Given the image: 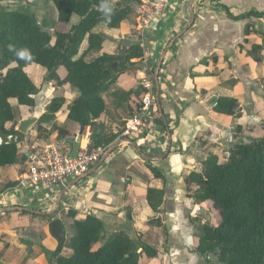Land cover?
<instances>
[{
	"label": "crops",
	"instance_id": "obj_1",
	"mask_svg": "<svg viewBox=\"0 0 264 264\" xmlns=\"http://www.w3.org/2000/svg\"><path fill=\"white\" fill-rule=\"evenodd\" d=\"M26 1L29 5L33 4V0ZM121 1H114L115 5H119V10L123 8ZM12 2L2 0L0 4L6 6ZM136 2H129L134 11L120 28L111 29L101 23L93 30L94 34H102L106 38L101 54H120L125 50V40L139 41L137 10L141 3ZM192 2V25L190 0H172L164 15L144 32V57L133 60L135 66L122 74L111 89L102 95L106 109L95 122L101 124L109 134L120 132L117 141L120 145L95 172L64 194L60 210L52 220L60 219L63 223L65 241L66 220L73 219L67 216V212L75 210L79 219L87 216L99 219L104 225L106 239L126 229L134 236L133 239L154 246L158 256L148 264H200L203 260L196 252V245L203 225L205 222L208 224L211 218L206 206L197 204L190 193L191 189L198 186L191 185L189 188L186 179L193 172L203 173L204 163L212 155L222 160V151H227L231 143L235 142V137L241 136L236 134L238 127L242 128L240 131L243 132L244 142L264 135V37L245 35L249 24L259 34H264V20L231 18L251 11L264 13V0ZM56 13L54 21L58 19L57 9ZM80 20L78 15H73L69 23H59L57 30L69 32ZM247 39L249 43H246ZM172 40L175 41L172 43ZM258 45L263 46L259 52L261 63H257L252 56V48ZM87 48L88 38L79 55ZM161 60V111L156 105L150 115L151 123L144 131L124 137L127 121L134 116L133 112L142 103L146 92L141 85L144 75L140 67L148 61L153 69L155 97V71ZM25 71L39 88V93L35 98L36 106H25L28 111L24 113H17L14 104L16 99L10 100L19 116V123L33 116L39 121L52 109L55 98H63L65 104V93L71 91L69 85L48 81L50 72L44 67L29 64ZM58 71L60 77L64 78L65 71ZM122 91L135 93L129 103L122 100L125 95L114 98L113 93ZM71 96L72 104L79 93L72 89ZM222 99L238 101L237 116L216 110ZM70 106L64 109L63 105L56 120L44 125L47 130L45 135L56 123L75 133L74 139L78 136L84 125L69 118ZM158 117L162 118L163 125ZM93 129L85 126L82 148L88 146V137L93 135ZM38 135L35 124L18 145L20 153L29 157V162L0 167V208L21 207L29 210L0 212V264H54L47 252H55L61 243L52 235V220L48 222L35 212H53L57 207V196L52 197L43 190L39 192L33 188H6L10 182L20 179L43 147L61 142L56 133L47 139H40ZM67 146L71 152L72 146ZM196 155L205 157L206 161L197 162ZM152 168L159 170L163 178H156ZM151 190L163 193L160 213L149 203L148 194ZM37 202L45 207V211L37 209ZM129 212L132 215L130 223L127 218ZM155 217L165 219L162 223L166 229V240L163 237L156 245L153 243L156 238L152 243L145 242L148 233L151 237L159 233L158 228L148 224ZM164 242L166 247H163ZM72 252L65 248L61 255L70 257ZM209 260L217 262L215 255L210 256Z\"/></svg>",
	"mask_w": 264,
	"mask_h": 264
},
{
	"label": "trees",
	"instance_id": "obj_2",
	"mask_svg": "<svg viewBox=\"0 0 264 264\" xmlns=\"http://www.w3.org/2000/svg\"><path fill=\"white\" fill-rule=\"evenodd\" d=\"M50 1L58 12V19L53 23L54 35L44 30L34 14L14 11L9 5L0 4V78H5L0 81V134H14L19 123L11 99H16L20 106H36L35 98L39 88L25 68L29 64L39 65L50 72L48 81L62 86L69 85L77 90L79 97L70 106L69 118L86 127H95V148L108 150L119 140L120 132L109 134L101 124L95 122L106 109L102 95L111 89L122 74L135 66L133 60L144 57L145 49L141 44H135L120 54H101L106 38L102 34H94L93 30L101 23L111 29L120 28L132 15L133 6L128 3L119 10V5L114 4L115 0ZM136 3H141V0ZM105 4L112 8L110 13L103 10ZM73 15L81 18L78 24L72 26L69 32L56 31L59 23H69ZM231 18L264 20V13L251 11ZM251 34L264 37V34H259L249 24L245 35ZM87 38L88 48L79 55ZM245 41L249 43L248 39ZM261 50L262 45L252 48V56L257 63L262 62L259 54ZM20 51H27L32 58L19 57L17 54ZM59 69L65 71L64 78L60 77ZM120 94L126 96L122 100L127 103L135 95L134 92L122 91L113 93V96L119 99ZM63 105V98H55L52 109L37 122L40 139H47L53 133L57 134L61 142L74 139L75 133L56 123L45 135L47 130L44 125L56 120ZM237 109L236 99H222L216 108L219 113L231 116L238 115ZM141 110L142 103L136 107L133 115H139ZM158 119L163 125L162 118ZM240 130L242 128L238 127L237 131ZM229 153L226 162L212 155L204 163L203 173L193 172L186 179L189 188L191 185L199 187L194 195L195 202L211 210L213 208L220 217L217 225H204L196 252L203 259L200 264H264V135L249 143L235 142ZM29 161L26 154L20 153L18 145L0 148V167L23 165ZM152 171L156 178H163L159 170L152 168ZM15 186H18V181L10 182L6 188ZM148 200L151 207L160 213L163 193L151 190ZM67 216L73 218L76 230L70 240L73 254L71 257L62 256L65 242L60 243L55 252H47L54 264H148L158 256L154 246L133 239L126 229L106 239L104 225L96 217L79 219L75 210L67 212ZM52 217L43 218L51 221ZM127 218L129 223L132 222L131 212ZM148 224L159 227L163 225L160 218L152 219ZM213 255L217 258L216 263L209 260Z\"/></svg>",
	"mask_w": 264,
	"mask_h": 264
},
{
	"label": "built area",
	"instance_id": "obj_3",
	"mask_svg": "<svg viewBox=\"0 0 264 264\" xmlns=\"http://www.w3.org/2000/svg\"><path fill=\"white\" fill-rule=\"evenodd\" d=\"M172 0H143L137 10L138 40L145 48L143 35L151 25L159 20L170 6ZM144 75L141 85L146 90L142 100V110L139 115L131 117L126 124L123 136L129 137L134 133L143 132L151 123L150 115L156 107L154 97V73L148 61L143 63L141 69ZM91 137H88L90 143ZM88 143V145H89ZM87 148L79 150L76 158L71 157V152L65 142L51 143L41 149L26 172L18 180V187L33 188L39 192L43 190L52 197L58 194L73 180L85 175L91 167L100 162L107 150L94 148L87 154ZM49 197V196H48Z\"/></svg>",
	"mask_w": 264,
	"mask_h": 264
},
{
	"label": "water",
	"instance_id": "obj_4",
	"mask_svg": "<svg viewBox=\"0 0 264 264\" xmlns=\"http://www.w3.org/2000/svg\"><path fill=\"white\" fill-rule=\"evenodd\" d=\"M137 0H122L121 6L124 7L125 5H127L129 2H135ZM190 11H191V25L194 22V9H193V2L192 0H190ZM185 32V30L182 32V34ZM182 34H180L179 36H181ZM178 36V37H179ZM175 40H172V43ZM264 43V41H263ZM123 44H125V50H128L129 47H131L134 44H140L139 41H133V40H125L123 42ZM166 52H164L165 55ZM117 65V63L114 65V67ZM161 66H162V60L159 62L157 69L155 71V82H156V95H155V101H156V105L157 108L161 111V103H160V79H159V74H160V70H161ZM5 78H0V81H4ZM48 111V109H47ZM38 122V118L36 116H33L31 118L25 119V120H21L17 130L14 134H7L5 132H1L0 134V148L3 146H7V145H19L23 139L25 138V135L28 133V130L31 126L37 124ZM85 132V126L81 127V130L78 134V136L75 139L69 138L66 139L65 142L70 144L72 146V151H71V157L72 158H76L78 155L79 150L81 149V142H82V138ZM96 133H97V129L94 127L93 129V135L91 138V141L88 145L87 148V154H91V152L93 151V149L95 148V144H96ZM168 135H169V139H170V144H171V132L169 131L168 128ZM235 140H239V137L236 136ZM120 143L117 142L116 144H114L111 148H109L105 154L102 156L100 162H98V164L96 166L93 167L92 170H89V172H87L85 175H83L80 178H77L73 181H71L57 196L56 198V209L53 212H49V213H45V212H41V211H35L37 214H40L42 216H48V217H52L54 216L56 213L59 212L60 207H61V201L62 198L64 196V194H66L68 192V190H70L74 185L78 184L79 182L85 180L86 178H88L92 172H95L104 162L105 160H107V158H109V156L111 154H113L115 152V150H117L119 148ZM136 147V146H135ZM137 148V147H136ZM171 149V145L169 147V150ZM225 149L227 150L228 147L227 145H225ZM228 155V154H227ZM142 157L148 159L149 157L145 156L144 154H141ZM196 161L201 163V162H205L206 158L202 157L200 155H196ZM150 159V158H149ZM14 210H26L29 211L28 209L25 208H21V207H4V208H0V212H8V211H14ZM210 224V222H208V225ZM50 227H51V232L52 235L59 240L61 243L65 242V236H64V226L63 223L61 222L60 219H54L51 221L50 223Z\"/></svg>",
	"mask_w": 264,
	"mask_h": 264
},
{
	"label": "rangeland",
	"instance_id": "obj_5",
	"mask_svg": "<svg viewBox=\"0 0 264 264\" xmlns=\"http://www.w3.org/2000/svg\"><path fill=\"white\" fill-rule=\"evenodd\" d=\"M13 1L14 2L9 4V7L11 10L34 14L37 17L38 23L44 28L45 31H49V33H51V34L54 33L55 29L53 27V23L55 22L54 20H55L57 13H56V9H55L54 4L50 0H33V4H30V5H29V3L27 4L26 0H22V1L17 0V2H16V0H13ZM56 31H58L57 28H56ZM142 67H143V64L141 65L140 68H142ZM69 88L71 91H67L65 93L67 99H66L65 104H64V109H68L70 104H71V101L73 99L71 96L72 95V89L76 90L72 86H69ZM14 102H15L14 104H15V108H16L17 113H21V112L24 113V112L28 111L27 109H25L26 108L25 106H19L16 101H14ZM242 133L243 132H241V131L240 132L237 131L236 134L242 136ZM241 136H238L239 140H235V142H240V141L244 142V140L242 139L244 137L243 136L241 137ZM250 140H249V142H250ZM235 142L231 143V145L227 151H224V150L222 151V160L221 161L226 162L228 160V157L230 154L229 150L235 144ZM249 142H245V143H249ZM226 153L228 155H226ZM198 190H199V187H196V189H191V191H190L191 195H193V197H194V195L197 193ZM36 207L39 210L45 211L44 210L45 207H43L40 202H37ZM206 211H207V214L209 215V218H211L210 221H208V222H210L211 225H217V223L220 222V217L218 215V212L216 210H214L213 208L211 210L210 207H206ZM159 218H160L161 222H163L165 220V219H162L161 217H159ZM153 219H156V217ZM66 223H67V225H66L67 239L65 241L64 249L67 248L69 251H72L71 246H70V240H71L72 236H74L76 233V230L74 227V220L68 219V220H66ZM205 224H206V222H205ZM152 227L158 228L159 233L156 236L154 234L153 235L154 238L150 236V233H148V235H147L148 240L145 242L152 243L153 239L156 238L155 242H153L156 245V244H159V241L161 238L165 237V240H166V232H165L166 229L164 227V224L161 227H159V226H152ZM70 235H71V237H70ZM132 237L134 238V236H132ZM163 247H166L165 242L163 244ZM95 248H96V245H95ZM71 256H72V254L70 255V257Z\"/></svg>",
	"mask_w": 264,
	"mask_h": 264
},
{
	"label": "clouds",
	"instance_id": "obj_6",
	"mask_svg": "<svg viewBox=\"0 0 264 264\" xmlns=\"http://www.w3.org/2000/svg\"><path fill=\"white\" fill-rule=\"evenodd\" d=\"M103 10H104L106 13H110V12L112 11V8H111L109 5L105 4V5L103 6ZM9 48H10V50H11L12 46L10 45ZM17 55H18L19 57H21V58H26V59H29V60L32 58L31 55H30L27 51H20V52H18Z\"/></svg>",
	"mask_w": 264,
	"mask_h": 264
}]
</instances>
